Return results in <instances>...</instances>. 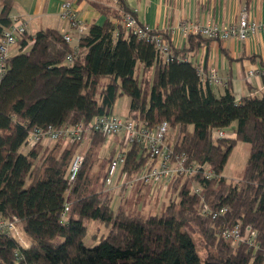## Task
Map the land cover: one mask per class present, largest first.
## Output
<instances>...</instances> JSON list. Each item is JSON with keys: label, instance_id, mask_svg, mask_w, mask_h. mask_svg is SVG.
<instances>
[{"label": "trees", "instance_id": "trees-1", "mask_svg": "<svg viewBox=\"0 0 264 264\" xmlns=\"http://www.w3.org/2000/svg\"><path fill=\"white\" fill-rule=\"evenodd\" d=\"M88 1L104 16L102 23L91 21L75 45L55 27L27 33L0 79V214H15L20 233L0 232V264H264V91L237 100L230 81L221 94L212 89L191 57L213 38L191 33L177 48L167 31L152 30L170 42V61L152 41L125 29L127 14L138 18L128 0ZM14 4L0 0V34L12 23ZM123 95L130 97L127 116L148 128L168 121L177 129L175 140L167 141L188 165L205 164L222 175L236 145L249 144L243 178L232 183L223 175L205 178L201 170L178 174L162 214L142 216L128 210L125 198L112 203L103 134L85 137L84 160L71 183V163L83 142L59 139L23 150L33 127L88 123L115 113ZM215 128L228 134L215 137ZM147 158L139 144L130 145L121 172L133 177ZM196 184L212 211H226L205 213ZM133 187L150 192L151 185ZM91 221L110 229L87 245ZM236 224L258 230L257 248L221 235Z\"/></svg>", "mask_w": 264, "mask_h": 264}, {"label": "built area", "instance_id": "built-area-1", "mask_svg": "<svg viewBox=\"0 0 264 264\" xmlns=\"http://www.w3.org/2000/svg\"><path fill=\"white\" fill-rule=\"evenodd\" d=\"M79 0H63L60 5V17L68 21L70 28L73 29L77 36L84 35L89 27L88 22L79 14L77 3ZM11 25L4 29L0 34V79L7 71V59L12 54V48L18 45L19 41L28 33V21L19 14L10 15ZM123 25L128 32H132L140 37L152 41L159 53L167 60L173 61L175 56L171 54V46L168 39L162 33H152L157 28L140 22L138 18L131 13L127 14L123 20ZM180 31L183 36L187 37L191 33H199L214 40L239 39L245 41L257 32L264 33V21L249 18L246 12H242L237 21L230 24H220L215 21L192 22L184 19L179 23ZM67 42H73V35L69 32L64 33ZM72 56L69 55V59ZM199 73L208 80L212 88H218L224 85L219 71L213 67L205 71L199 67ZM248 76L262 77L264 79V67H254L248 70ZM239 100V98H237ZM170 129L168 121H163L153 128H148L143 121L129 116H121L117 113L96 115L88 123L79 122L77 124H67L66 126L56 128L49 126L33 127L25 140L27 147H33L38 143L50 144L53 141L62 139L70 143L83 142L85 137L97 132L105 136L107 142L114 137L121 140L120 148L112 155L106 175V184L119 193L127 185L133 187L134 183L141 181L151 185V188L158 184H163L168 188L169 183L178 175H193L201 170L205 178L220 179V175L208 165L186 164L184 157L175 156L173 147L168 144L167 135ZM215 137H224L228 134L226 128H215L213 130ZM139 144L148 155L147 160L140 170L131 178H128L126 172H121L122 165L127 160V151L130 145ZM84 156L82 153L75 154L69 174V182L75 180L83 163ZM109 187V188H110ZM194 192L201 194L203 202L202 209L205 213H213V217L226 211L223 207L217 211H212L206 203L205 195L202 194L201 184L193 187ZM115 193V194H116ZM19 219L15 214L3 216L0 214V232H10L19 235ZM258 230L250 226L242 227L236 224L232 227H224L221 235L231 239L233 243L245 242L250 247L257 248ZM23 242L25 240L23 239ZM264 256V253H263Z\"/></svg>", "mask_w": 264, "mask_h": 264}, {"label": "crops", "instance_id": "crops-1", "mask_svg": "<svg viewBox=\"0 0 264 264\" xmlns=\"http://www.w3.org/2000/svg\"><path fill=\"white\" fill-rule=\"evenodd\" d=\"M13 1L15 4L10 15L19 14L26 18L28 34L32 35L33 31L40 28L55 27L63 33H71L72 44H77V33L70 28L68 21L60 17V5L63 0ZM128 2L135 9L140 22L167 31L177 48H183L187 44V37L183 36L179 28V23L184 19L200 23L215 21L220 24H230L237 21L242 12H246L249 18L264 21V0H128ZM77 7L80 16L88 24L94 20L98 23L104 21V16L100 15L88 0H79ZM18 46L12 48V54L17 52ZM191 58L195 59L205 71L213 67L219 71L224 85L212 88L219 94L225 91L229 81L234 94L239 99L244 96L260 95L264 91L262 77L248 76L249 69L264 67V33L262 32H257L245 41L212 40L208 45L200 47ZM120 144L119 137L106 141L102 149L104 155L101 152V156H112L120 148ZM248 149L250 151L249 144Z\"/></svg>", "mask_w": 264, "mask_h": 264}, {"label": "rangeland", "instance_id": "rangeland-1", "mask_svg": "<svg viewBox=\"0 0 264 264\" xmlns=\"http://www.w3.org/2000/svg\"><path fill=\"white\" fill-rule=\"evenodd\" d=\"M36 31H33L32 34H34ZM129 103H130V97L127 95H123L120 98L117 99L115 106H114V112L121 115L126 116L128 114L129 110ZM177 136V129L170 126L169 132H168V140L174 141L175 137ZM87 140L83 141L82 144H80L78 148V153H82ZM44 146H51L52 144H44ZM28 147L23 146V150L26 151ZM104 155V153L102 152ZM110 158L109 155L103 156ZM112 157V156H111ZM249 157V149L248 144L244 142H239L236 147L234 148L229 161L224 169L223 176L226 177V179L232 183H236L238 180H241L244 176L247 160ZM107 162V161H106ZM98 169V166L97 168ZM220 175V177L222 176ZM164 183L156 185V187H152L150 189V192H145L146 187L144 189L137 192L134 191V187L127 185L124 187L119 193H114L113 191V200L112 203L114 206L117 205V203L121 200V198L124 200V202L127 203V208L130 212L136 215H142L146 216L149 214H162L165 203L167 202L168 188H165L163 186ZM109 185H106V189L109 190ZM111 188V187H110ZM113 190V189H112ZM143 191L145 192L143 195ZM147 191V190H146ZM137 199H139L137 201ZM110 229L109 225L104 224L103 222L98 221H91L88 226V233L85 237V243L87 245H93L96 244L103 233H107ZM195 241L197 243L198 250L201 255L205 253V249L202 247L201 244V237L199 234H194ZM23 239V237H22ZM25 240V238H24Z\"/></svg>", "mask_w": 264, "mask_h": 264}]
</instances>
